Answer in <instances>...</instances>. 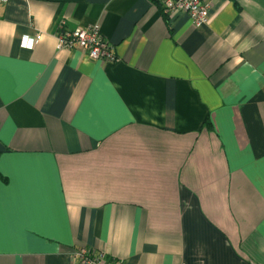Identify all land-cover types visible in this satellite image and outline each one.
Masks as SVG:
<instances>
[{
	"label": "crops",
	"instance_id": "1",
	"mask_svg": "<svg viewBox=\"0 0 264 264\" xmlns=\"http://www.w3.org/2000/svg\"><path fill=\"white\" fill-rule=\"evenodd\" d=\"M210 2L0 1V264H264V0Z\"/></svg>",
	"mask_w": 264,
	"mask_h": 264
},
{
	"label": "built area",
	"instance_id": "2",
	"mask_svg": "<svg viewBox=\"0 0 264 264\" xmlns=\"http://www.w3.org/2000/svg\"><path fill=\"white\" fill-rule=\"evenodd\" d=\"M161 3L167 14L187 13L197 27L210 22V0H161ZM41 38L42 33L34 37H26L23 45L33 47ZM59 39L64 47L80 48L93 59L108 62L118 60L114 44L104 37L99 24L64 30L60 33ZM74 257L75 264H121L120 260L111 257L105 249L98 251L87 246L77 248Z\"/></svg>",
	"mask_w": 264,
	"mask_h": 264
},
{
	"label": "trees",
	"instance_id": "3",
	"mask_svg": "<svg viewBox=\"0 0 264 264\" xmlns=\"http://www.w3.org/2000/svg\"><path fill=\"white\" fill-rule=\"evenodd\" d=\"M156 5H158L159 7H161L163 9V11L165 12L161 0H152ZM166 13V12H165ZM209 125H211V123H208Z\"/></svg>",
	"mask_w": 264,
	"mask_h": 264
}]
</instances>
